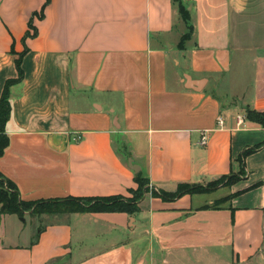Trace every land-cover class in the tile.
I'll list each match as a JSON object with an SVG mask.
<instances>
[{"label": "crops", "instance_id": "0c3cea01", "mask_svg": "<svg viewBox=\"0 0 264 264\" xmlns=\"http://www.w3.org/2000/svg\"><path fill=\"white\" fill-rule=\"evenodd\" d=\"M21 54L0 156L19 201L131 200L147 185L134 213L0 210V264H142L150 242L205 244L220 227L239 262L259 251L264 145L242 153L264 143L246 116L264 113V0H0V95ZM231 175L217 207L224 185L156 194ZM8 216L29 229L7 231Z\"/></svg>", "mask_w": 264, "mask_h": 264}, {"label": "trees", "instance_id": "16d2710c", "mask_svg": "<svg viewBox=\"0 0 264 264\" xmlns=\"http://www.w3.org/2000/svg\"><path fill=\"white\" fill-rule=\"evenodd\" d=\"M50 0H46L48 3ZM179 13L181 14L183 20L187 22L189 20L188 12L185 10L183 5L179 4L178 7ZM191 28L189 27V30ZM189 36V32L186 33L182 37V41L187 39ZM21 54L17 59H15V68L17 71V76L14 78H9L5 81L1 95H0V156L4 153L5 149L8 147L9 138L6 134V123L10 117L11 112V104H10V87L14 84L20 83L24 78V72L21 66L22 63ZM246 116L252 121L258 122L264 127V113L255 112L253 110H247ZM264 145V143L256 146L254 149H247L242 153V157L246 156L248 153L252 152L256 148ZM220 179L227 180L224 186H231L236 183L240 178L237 175H231L228 177H222ZM223 182V181H222ZM212 183V182H211ZM147 185V181L144 179H138V189L136 190L133 198L124 199L119 196H109V197H77V198H69L63 201H46L41 203H30L25 205L20 202L18 199V195L15 193L14 185L2 178L0 174V208L3 213H20L23 210L31 209L33 207V213H57V212H126V213H134L137 210V206L135 205V201L142 197L143 187ZM217 185L211 184L206 187L202 186H187L180 185L176 192L174 193H163L159 192L162 198L165 199H173L177 196H181L182 194L194 191H206ZM147 189V187H146ZM231 198V196H229ZM227 199L217 200L214 203V207L220 206Z\"/></svg>", "mask_w": 264, "mask_h": 264}, {"label": "rangeland", "instance_id": "374dc122", "mask_svg": "<svg viewBox=\"0 0 264 264\" xmlns=\"http://www.w3.org/2000/svg\"><path fill=\"white\" fill-rule=\"evenodd\" d=\"M245 68L246 71L244 78H242V81L247 82L249 81L251 75L249 69L247 67ZM236 70L237 66L234 64L230 74H228L229 80L224 84V89H230V87L233 86L232 81L234 79ZM235 88L232 90H235ZM225 91L226 90H217L215 92L221 98L224 97ZM225 100L226 98L222 99L223 102ZM226 181L227 180L225 179H218L216 181H213L212 183H208L206 186L211 184L222 186L226 183ZM230 187L231 186H225L222 190H218L216 193L212 194L209 197L207 196V199H216L218 197L220 198L218 200L227 199L230 195ZM0 208L2 207L0 206ZM38 217L39 216H37V219L39 220ZM5 219H10L6 220L5 222V227L7 231H11L12 229L13 231H16L20 227H24L27 231L32 221V218H27L26 216H8ZM223 229L224 228L220 227L219 229H217L216 232L210 234V236H208L209 238H207L208 242H206L205 244L197 243L192 246L188 245V247L185 248L174 247L171 244L161 245L158 243L155 244L150 242L149 249L146 254L142 256L143 258L140 260V262H142V264H264V244H262L259 251H257L254 255L250 256L247 261L239 262L233 256L231 246L227 245L225 242L226 235L224 234L225 231ZM217 239L223 241L220 244L213 243L214 240ZM15 241L19 242L20 239ZM9 242H12V240L10 239Z\"/></svg>", "mask_w": 264, "mask_h": 264}, {"label": "built area", "instance_id": "2783aa9c", "mask_svg": "<svg viewBox=\"0 0 264 264\" xmlns=\"http://www.w3.org/2000/svg\"><path fill=\"white\" fill-rule=\"evenodd\" d=\"M222 123H223L222 119L219 118L218 119V124L221 125ZM199 143H200L201 146H205L207 144V132L206 131L203 132V134L201 135Z\"/></svg>", "mask_w": 264, "mask_h": 264}, {"label": "water", "instance_id": "95a60500", "mask_svg": "<svg viewBox=\"0 0 264 264\" xmlns=\"http://www.w3.org/2000/svg\"><path fill=\"white\" fill-rule=\"evenodd\" d=\"M201 85H202V82H199V83H198V86H201Z\"/></svg>", "mask_w": 264, "mask_h": 264}]
</instances>
